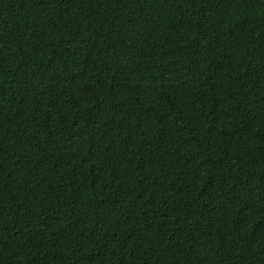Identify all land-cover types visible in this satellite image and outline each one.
Here are the masks:
<instances>
[{
    "label": "trees",
    "instance_id": "obj_1",
    "mask_svg": "<svg viewBox=\"0 0 264 264\" xmlns=\"http://www.w3.org/2000/svg\"><path fill=\"white\" fill-rule=\"evenodd\" d=\"M0 264H264V0H0Z\"/></svg>",
    "mask_w": 264,
    "mask_h": 264
}]
</instances>
